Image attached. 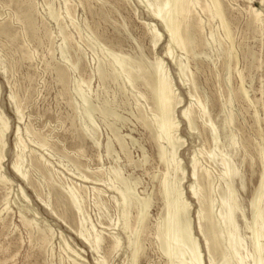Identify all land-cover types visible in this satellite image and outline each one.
Here are the masks:
<instances>
[{
  "label": "rangeland",
  "instance_id": "374dc122",
  "mask_svg": "<svg viewBox=\"0 0 264 264\" xmlns=\"http://www.w3.org/2000/svg\"><path fill=\"white\" fill-rule=\"evenodd\" d=\"M149 1L0 0V27L5 26L0 32V117L8 124L4 146L0 143V173L8 177L0 181V264H98V260L133 264L129 240L144 198L149 209L138 236L141 251L135 264H167L156 236L164 214L161 182L166 165L159 158L156 128H148L139 118L141 110L152 119L154 104L140 94L148 95L140 80L130 85L122 74L111 75L113 69L122 70L118 62L109 64L115 54L142 55L149 62L162 58L173 79L181 99L174 108L179 123L175 133L180 137L176 156L184 170L180 187L190 203L188 217L202 264L210 263V253L197 222L199 202L189 192L195 182L193 157L210 173L205 192L215 199V210L221 187L226 188L221 173L227 165L235 166L239 178L233 182L238 200L234 213L244 239L236 255L250 254L247 224L264 151V3L220 0L230 30L227 36L219 18L204 8L213 0H199L192 21L201 28L192 51L173 44L174 59L187 66L178 73L174 59L164 54L170 37L160 19L149 13L145 6ZM257 8L262 21L253 17ZM24 12L32 15L34 27H27ZM148 24L160 33L156 44ZM100 65L107 71L105 78L96 70ZM200 103L206 115L201 116ZM104 104L114 114H103ZM187 105L195 110L193 127L181 115ZM229 114L234 118L226 124ZM16 129L26 179L12 166L21 151L15 143ZM121 190L131 197L127 229L122 228ZM261 205L264 210L263 201ZM114 239L119 240L117 247Z\"/></svg>",
  "mask_w": 264,
  "mask_h": 264
},
{
  "label": "bare ground",
  "instance_id": "6f19581e",
  "mask_svg": "<svg viewBox=\"0 0 264 264\" xmlns=\"http://www.w3.org/2000/svg\"><path fill=\"white\" fill-rule=\"evenodd\" d=\"M199 2V0H151L149 1V6L145 5L147 8L149 7L148 9L151 15L160 19V25L162 23V27H164V30L170 37L167 46L164 48V54L172 60L174 59L173 44L177 45L186 52H189L192 51V47L196 43L195 34L198 30H200L201 25L199 22L192 20L194 17L193 7ZM221 2L220 0H213L212 6L206 4L204 8L210 12L212 17L219 18L220 23L228 36L230 30L223 12L224 9L222 10ZM261 2L264 3V0H261ZM49 9L50 14L55 15L57 18V15L52 11L50 5ZM26 12H29V10H26ZM26 12H24L23 16L28 18L25 20L28 22L30 27H27H34L32 15H28L30 13L27 14ZM253 17L262 21L261 10L259 8L254 10ZM4 27L5 26H3V28ZM3 28L0 27V32H5ZM148 30L152 35L153 43L156 44L159 40V31L149 24ZM63 39L65 41L66 36H64ZM218 42L220 43L219 40ZM61 51L64 54L65 51L63 46L61 47ZM191 55L194 56V52H191ZM115 56V59L110 61L109 64L112 66L115 62H118L122 66V70L121 72H117L116 69H113L111 75L116 78L118 75L122 74L124 82L129 83L130 85H134L137 80H140L147 87L148 95L146 96L144 93L140 94L145 96V98L149 97L152 99L154 104L155 112L152 119L148 120L145 113L141 110L139 118L148 128H152V126L156 128L155 138L159 145V158L166 165V170L161 182L163 188L162 194L164 198V214L161 221L157 225L156 236L167 258V264H202L203 260L201 262L202 257H200L199 241L193 234L191 218H189L190 216L188 217L190 203H188L185 198L186 196L183 194V188L181 189L180 187V180L182 178L180 176L181 174H184V170L181 167L180 160L178 159L179 157L177 158L176 156V149L180 145V137L178 138L175 133L177 132L179 123L175 120L176 117L174 116V108L180 104L181 99L175 93L173 79L164 65V60L162 58H157L154 62H149L146 61L142 55H139L137 58H134L131 54H127L126 56L115 54ZM121 57H124V59H121ZM174 64L179 69L178 73H182L187 67L186 64L179 59H174ZM96 70L101 78H105L107 76V71L104 65L98 66ZM58 72L60 74L64 73L62 69H59ZM239 75L240 79L243 80V76L240 73ZM11 98H13V95H11ZM87 103L88 102H86V104ZM87 106L90 107L89 105ZM100 110L103 114H114L109 109L107 104L101 106ZM199 111L201 112V116L207 114L204 104L200 103ZM16 113L19 118L18 109H16ZM181 115L187 121L189 127L194 126L195 110L191 105L184 106L181 109ZM233 118L234 116L229 114L226 118V124H229ZM7 128V122L0 117V143L2 147L5 144L4 132ZM209 130H211L213 134L212 136H214L217 140L218 136L216 127L211 124ZM15 136V143L21 148L18 129L15 131ZM116 138L119 143L123 145L121 137L118 134H116ZM159 140L162 141L159 142ZM231 140L230 141L233 144L235 142L233 136H231ZM108 145L110 146V143ZM22 148L20 153H17L18 155L13 161L12 166L20 178L26 179V173L22 170L21 166L23 154ZM221 157L225 159L224 154H221ZM261 160L262 171L260 173L258 191L252 200V219L249 226L247 224V227L250 228L249 240H251L252 246L250 254L247 255V258H249V256L251 258L250 264H264V210L261 205L262 201L264 202V151H261ZM191 174L194 179L193 181L195 182L189 185V192L192 193L199 202L197 222L199 230L204 237L206 248L210 253L209 264H218V262H220V264H233L234 258L236 259V264H244L245 259H247L245 258L246 255H236L238 253V248L243 245L244 239L242 235H239V225L235 219L236 213H234V208L238 200L233 182L235 177L239 178L235 166L233 164L227 165L221 173V178L226 183V188L221 187L219 209L217 210L214 209L215 199L212 198L210 191L209 193L205 192L207 186L211 184L210 173L206 168L202 169L198 167L197 158L195 157L191 160ZM115 175L118 176L117 171ZM7 178L0 173L1 182L7 181ZM205 180H207V184L205 183ZM128 189L129 187L127 189L125 188L126 193L128 192ZM125 191H120V205L124 209L122 224L123 229H127L129 227L126 209L131 203V197L126 196ZM71 202V205H76L77 201L71 200ZM148 207L149 200L144 198L138 208L136 221L137 226L134 229L132 238L129 240L132 246L131 260L133 264H135L138 254L141 251L140 237L138 238V236L146 219L147 209H149ZM80 236L84 242L89 240L83 232H80ZM44 238H46V236ZM118 245L119 240L114 239L113 246L117 247ZM97 263L103 264L104 262L103 260H98Z\"/></svg>",
  "mask_w": 264,
  "mask_h": 264
}]
</instances>
